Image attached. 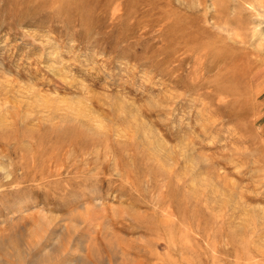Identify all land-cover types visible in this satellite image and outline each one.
<instances>
[{"label": "rangeland", "instance_id": "obj_1", "mask_svg": "<svg viewBox=\"0 0 264 264\" xmlns=\"http://www.w3.org/2000/svg\"><path fill=\"white\" fill-rule=\"evenodd\" d=\"M0 264H264V0H0Z\"/></svg>", "mask_w": 264, "mask_h": 264}, {"label": "bare ground", "instance_id": "obj_2", "mask_svg": "<svg viewBox=\"0 0 264 264\" xmlns=\"http://www.w3.org/2000/svg\"><path fill=\"white\" fill-rule=\"evenodd\" d=\"M228 92H229V91H228ZM228 92H227V93H228Z\"/></svg>", "mask_w": 264, "mask_h": 264}]
</instances>
